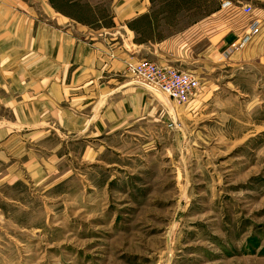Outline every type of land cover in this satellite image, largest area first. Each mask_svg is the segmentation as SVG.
I'll return each instance as SVG.
<instances>
[{
  "label": "rangeland",
  "instance_id": "rangeland-1",
  "mask_svg": "<svg viewBox=\"0 0 264 264\" xmlns=\"http://www.w3.org/2000/svg\"><path fill=\"white\" fill-rule=\"evenodd\" d=\"M68 1L92 27L116 18L115 0ZM182 1L151 0L155 25H139L136 40L182 28L187 10L172 9ZM261 1L243 8L235 47L207 64L177 59L201 71L190 70L200 88L186 104L139 83L154 99L149 115L115 131L0 123L10 130L0 141V264H264L263 39L243 48L259 33L247 16L264 15ZM164 58L150 61L174 65Z\"/></svg>",
  "mask_w": 264,
  "mask_h": 264
},
{
  "label": "crops",
  "instance_id": "crops-1",
  "mask_svg": "<svg viewBox=\"0 0 264 264\" xmlns=\"http://www.w3.org/2000/svg\"><path fill=\"white\" fill-rule=\"evenodd\" d=\"M250 1L183 0L172 8L187 10L180 14L182 28L161 38L136 40L139 25L150 30L155 25L151 0H115L116 18L101 28L66 12L68 0H0V123L11 117L31 130L48 122L62 130H68L69 123L72 129L96 126L101 132L127 127L135 117L149 115L154 99L126 73V63L156 58L168 64L164 57L169 54L176 58L170 66L201 72L177 59H205L207 64L215 52L225 53L248 26L243 8L252 6ZM231 10H237L232 17ZM263 16L262 9L258 13L254 8L247 16L249 22L262 24L244 51L264 40ZM227 23L230 28L217 30ZM198 41L203 46L194 54ZM9 134V128L0 125V141Z\"/></svg>",
  "mask_w": 264,
  "mask_h": 264
},
{
  "label": "built area",
  "instance_id": "built-area-1",
  "mask_svg": "<svg viewBox=\"0 0 264 264\" xmlns=\"http://www.w3.org/2000/svg\"><path fill=\"white\" fill-rule=\"evenodd\" d=\"M244 10L248 12L250 7L246 6ZM255 30L256 27L252 26V31ZM236 44L232 43L231 48ZM125 71L134 76L138 83L162 93L177 105L188 103L196 96L200 88V80L195 73L170 65H161L147 59L128 61Z\"/></svg>",
  "mask_w": 264,
  "mask_h": 264
}]
</instances>
